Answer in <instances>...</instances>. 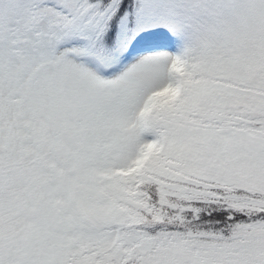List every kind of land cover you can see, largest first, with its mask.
Instances as JSON below:
<instances>
[{
	"label": "snow or ice",
	"instance_id": "obj_1",
	"mask_svg": "<svg viewBox=\"0 0 264 264\" xmlns=\"http://www.w3.org/2000/svg\"><path fill=\"white\" fill-rule=\"evenodd\" d=\"M0 264H264V0H0Z\"/></svg>",
	"mask_w": 264,
	"mask_h": 264
}]
</instances>
